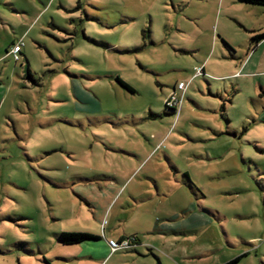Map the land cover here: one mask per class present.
<instances>
[{
    "label": "rangeland",
    "instance_id": "rangeland-1",
    "mask_svg": "<svg viewBox=\"0 0 264 264\" xmlns=\"http://www.w3.org/2000/svg\"><path fill=\"white\" fill-rule=\"evenodd\" d=\"M263 17L237 0H0V264H80L101 241L105 264H264Z\"/></svg>",
    "mask_w": 264,
    "mask_h": 264
},
{
    "label": "crops",
    "instance_id": "crops-1",
    "mask_svg": "<svg viewBox=\"0 0 264 264\" xmlns=\"http://www.w3.org/2000/svg\"><path fill=\"white\" fill-rule=\"evenodd\" d=\"M243 4V3H242ZM246 5V4H245ZM246 6H248V7H251L252 9H255V10H257L258 11V14H260V15H262V16H264V8L263 7H258V6H251V5H246ZM262 22L260 23V22H258V24L255 26V27H253V29L250 31V32H264V17L262 18ZM17 42H14L13 44H16ZM12 44V45H13ZM229 44L232 46V44L229 42ZM224 46L226 47V48H229L225 43H224ZM12 47V46H11ZM10 47V48H11ZM233 47V46H232ZM261 47V45H256L255 47L253 46V45H251V44H249L248 46H246V47H243V48H241L242 50H245L246 49V51H247V54H246V56H248L249 55V53L252 51L253 52V54L255 53V52H257L258 50H259V48ZM234 48V47H233ZM10 51V49H7L6 50V54H5V56L6 57H8L7 56V53ZM23 53V50H22V52H21V54ZM233 53H236V52H234L233 51ZM10 56V55H9ZM254 56L252 55V58H253ZM237 58L236 57H231L230 58V60H236ZM100 241V239L99 240H94V242L93 241H88V242H84V243H81V244H78V245H85V244H87V243H90V244H96V243H98ZM111 241V240H110ZM102 243V244H101ZM101 243H99L100 244V246H98L97 247V251H89V253H86V254H84V253H82V255L81 256H79V257H77V258H75V259H77L78 261H79V263L80 264H105V262L108 260H110L114 255H111V250H110V248H109V246L107 245V242H102L101 241ZM73 246H75V245H73ZM102 247V249H101V251H100V248ZM113 253V252H112ZM115 253H117V252H115ZM108 263V262H107Z\"/></svg>",
    "mask_w": 264,
    "mask_h": 264
},
{
    "label": "trees",
    "instance_id": "trees-1",
    "mask_svg": "<svg viewBox=\"0 0 264 264\" xmlns=\"http://www.w3.org/2000/svg\"><path fill=\"white\" fill-rule=\"evenodd\" d=\"M240 3L246 4V5H251V6H258V7H263L264 8V0H237ZM262 37H264L263 35H256L254 37V41H259L262 39ZM14 45V44H13ZM227 45V44H226ZM228 46V45H227ZM229 47V46H228ZM121 85L126 88L128 91H130L131 93H135L134 90L127 85L125 82L119 80ZM177 90V87L174 88V92ZM167 108H169L166 105ZM172 111H175L174 109L170 108ZM60 239V243L65 245V246H73V245H78L84 242H88V241H94V240H99L100 238L97 236H93L90 235L88 233H67V232H63L60 234L59 236ZM121 242V241H119ZM239 261V259H236L234 261H231L227 264H235Z\"/></svg>",
    "mask_w": 264,
    "mask_h": 264
},
{
    "label": "built area",
    "instance_id": "built-area-1",
    "mask_svg": "<svg viewBox=\"0 0 264 264\" xmlns=\"http://www.w3.org/2000/svg\"><path fill=\"white\" fill-rule=\"evenodd\" d=\"M23 42H18L14 45H12L10 51H9V54L11 56H13V58L15 59V62H18L20 60V55H21V52H22V48H23ZM187 88V85L185 83H180L177 87V90H186ZM172 99V97H171ZM130 241H125V242H116V241H113L111 240L109 242V245L112 249V252L115 253L117 251H120L122 250L123 248L126 249L130 246Z\"/></svg>",
    "mask_w": 264,
    "mask_h": 264
}]
</instances>
